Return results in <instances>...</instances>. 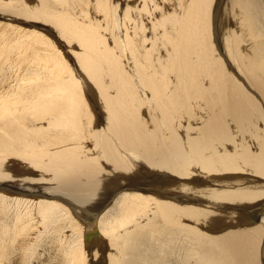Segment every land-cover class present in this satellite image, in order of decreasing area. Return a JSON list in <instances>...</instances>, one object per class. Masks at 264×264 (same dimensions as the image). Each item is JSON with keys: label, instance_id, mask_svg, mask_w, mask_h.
Listing matches in <instances>:
<instances>
[{"label": "bare ground", "instance_id": "obj_1", "mask_svg": "<svg viewBox=\"0 0 264 264\" xmlns=\"http://www.w3.org/2000/svg\"><path fill=\"white\" fill-rule=\"evenodd\" d=\"M0 18V264H264V0Z\"/></svg>", "mask_w": 264, "mask_h": 264}, {"label": "rangeland", "instance_id": "obj_2", "mask_svg": "<svg viewBox=\"0 0 264 264\" xmlns=\"http://www.w3.org/2000/svg\"><path fill=\"white\" fill-rule=\"evenodd\" d=\"M18 24L17 22H13V21H9L5 18H0V27H4V26H11L14 27L15 29H18V31L22 34H24L25 32H31L33 28H35L32 23H23V25H16ZM28 24V25H27ZM2 43L0 44V46H5L6 50H7V41L6 39H1L0 40ZM64 41V40H63ZM11 42V41H10ZM65 42V41H64ZM14 43V42H13ZM20 45L19 43H15L13 45H11L10 47V53L14 51L16 45ZM3 57V55H0V59ZM195 181L198 183L202 182V178L201 177H197L195 178ZM264 214V206L261 208V210L259 211V215ZM94 217L89 218L88 220L93 221ZM225 229H229L228 227L223 226Z\"/></svg>", "mask_w": 264, "mask_h": 264}]
</instances>
